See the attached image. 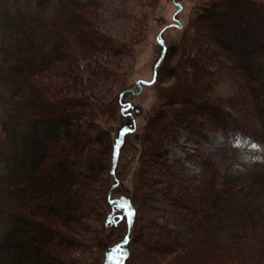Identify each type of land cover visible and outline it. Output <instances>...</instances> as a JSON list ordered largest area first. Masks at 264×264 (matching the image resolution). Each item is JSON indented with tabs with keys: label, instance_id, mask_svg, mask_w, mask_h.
<instances>
[{
	"label": "rangeland",
	"instance_id": "rangeland-1",
	"mask_svg": "<svg viewBox=\"0 0 264 264\" xmlns=\"http://www.w3.org/2000/svg\"><path fill=\"white\" fill-rule=\"evenodd\" d=\"M74 1L0 0V15L36 14L39 44L57 49L61 39L48 69L18 93L0 83L1 120L11 103L38 118L72 119L27 175L0 178V206L24 217L19 237L33 246L21 264H118L107 249L126 229L105 225L108 194L133 208L129 255L121 251L120 262L128 255L125 264H264V223L253 220L264 213V172L251 174L263 169L264 141L231 147L228 139L264 132L239 66L264 53V0ZM5 145L0 132V163ZM12 183L24 189L16 198L7 192ZM240 196L252 202L248 211Z\"/></svg>",
	"mask_w": 264,
	"mask_h": 264
},
{
	"label": "trees",
	"instance_id": "trees-1",
	"mask_svg": "<svg viewBox=\"0 0 264 264\" xmlns=\"http://www.w3.org/2000/svg\"><path fill=\"white\" fill-rule=\"evenodd\" d=\"M68 1L75 2L74 0ZM34 16H36L35 13L30 14V16L26 18L16 17V20L12 17L5 15L4 12H2L0 15V20L2 19L0 30L5 31L6 33L5 36L0 38V66L5 67L4 70L6 72L3 76L0 77V83L5 84V86L6 84L10 85L14 91V93H10L12 95L19 92L18 89H20V87L22 86L21 84L26 79H29L31 74L48 69L49 65L54 60L51 59L55 56V51L61 46L60 38V40L58 39L59 47L57 49L55 45L51 44V42L45 45L42 42L39 44V41H35V39L38 40V38H35V34H37V31L35 30L36 26H34L32 22H30L32 21V18H35ZM76 16L79 15H77L76 13ZM25 23L28 26H26ZM259 42L261 43V45L264 46V33H261ZM50 48H53L55 50L51 51ZM37 50L42 51L38 52ZM261 51H264V49H261ZM45 53H47L46 59L40 61V58ZM256 59V61H251V57H246L240 62L239 66L242 70H244L243 73H245V77L248 81L250 96L252 97V101L255 107L257 108L259 115L263 117L262 121L264 125V53L263 55L258 56ZM1 87L2 86H0V89ZM119 101V114L123 119H127V116H129L126 115L127 109L124 110V106H122V101ZM7 107H10V114L5 115L2 120L1 118L4 116V111H0V132L5 138V141L7 142V145H5V148H3V150L4 153L10 150L8 158L3 159L2 163H0V178L2 180L9 177L11 173H13L12 176L14 179L27 175L26 173L30 171L32 163L36 167V164L34 163L35 160H37L36 156L44 154L43 151L44 149H46L45 144L67 135L68 128L70 127V125L72 126L71 117L64 115L63 112L58 113L56 115L57 119L54 118L55 120H49L50 117L38 118L36 112H34V109L27 110L25 109V105L23 104L18 105V103H11L7 104ZM21 109L24 110L22 111ZM51 114L56 113L51 111L49 115ZM52 127H54L53 131ZM42 130L45 131L43 132ZM126 135H128V132L125 133L123 139ZM259 135H261L262 137H260ZM118 137H120V133ZM228 139L231 144V147L239 145L244 146L252 143L260 144L264 141V132H262L261 130L260 133L255 134L251 131L242 130L235 135L229 136ZM115 145H113V150L111 151V162L116 160L115 151L118 148H116ZM112 168L113 164L111 163L109 167V174L111 176L114 173ZM262 168L263 169L258 168L257 166L255 169H253V173H251L252 176H258L257 174L264 172V166ZM217 172L218 177L226 183L236 182V179H232V174H229L226 171L222 172L221 170ZM115 186L116 185L114 184L111 189L115 188ZM11 187L12 188H10V190H8L7 192H9V197L12 198L13 196L14 198H16L17 194H21L23 193L22 191H24V189H21L19 186L16 185V183H12ZM108 195V212L112 214L111 216L109 214L108 217H106L105 225L108 228H116L121 223H123L124 228L126 229V232H124L122 235L121 241L113 243L107 249L111 252L108 254V258L116 257L118 264H125V261L129 255L127 251V245L131 240L130 237L132 232L133 215L131 218H127L123 209H117V203L114 202V199L110 197L111 194ZM229 198L230 200H234V197ZM241 198L242 200L244 198L246 199L244 202H242L245 204L242 209L244 211H248L251 206H253L252 202H250V199H248V197L246 198V196H240L239 199ZM247 201L249 202L246 203ZM132 209V206H130L131 211ZM58 210L59 211L55 210V212L61 214V210ZM250 213H252L251 210ZM116 215H118L119 217L114 218ZM253 217L255 218L253 219L254 223L258 220H262V222L264 223V213L256 212L254 213ZM23 220H25L24 217H20L15 208H13L12 210L0 206V264H21L20 257L22 256H20V253L23 254V251L26 249H28L29 251L32 250L33 246H30V241L21 240L19 237L20 222L22 223ZM109 221H111V224H109ZM125 238H127L128 241L126 245L124 244ZM121 251L124 252V255L126 253L128 254L126 258H124V256L122 257L123 262H120ZM25 264L49 263L46 260L31 261L29 259L27 262H25Z\"/></svg>",
	"mask_w": 264,
	"mask_h": 264
},
{
	"label": "snow or ice",
	"instance_id": "snow-or-ice-1",
	"mask_svg": "<svg viewBox=\"0 0 264 264\" xmlns=\"http://www.w3.org/2000/svg\"><path fill=\"white\" fill-rule=\"evenodd\" d=\"M153 79L155 80V76H154ZM128 131H129L128 128L123 129V131L120 132V137H123V136L125 135V133H127ZM120 143H121V141H120V139H118V140L116 141V145H115V147H116V148H119ZM116 207H117V209H123L124 212H125V216H126L127 218H131V217H132L133 212L130 210V206H129V204H128V202H127L126 200H122V201H120L119 203H117V204H116ZM109 224H111V221H109ZM127 242H128V241H127V238H125V240H124V244L126 245Z\"/></svg>",
	"mask_w": 264,
	"mask_h": 264
},
{
	"label": "water",
	"instance_id": "water-1",
	"mask_svg": "<svg viewBox=\"0 0 264 264\" xmlns=\"http://www.w3.org/2000/svg\"><path fill=\"white\" fill-rule=\"evenodd\" d=\"M175 5L177 6L178 11H180V10H181V6H180V4L177 2ZM180 26H181V25L178 24V27H180ZM158 42H159V43H162V40L160 39V37H158ZM135 113H136V114L138 113V110H137V109H135ZM129 131H130V130H129ZM129 131H128V132H129ZM115 154H116V157H117V149H116ZM113 201L116 202V203H119L118 200H115V199H114ZM116 217H119V216L116 215L114 218H116Z\"/></svg>",
	"mask_w": 264,
	"mask_h": 264
}]
</instances>
